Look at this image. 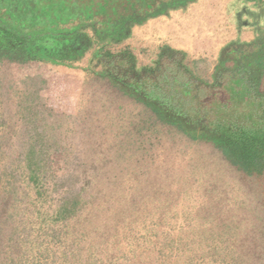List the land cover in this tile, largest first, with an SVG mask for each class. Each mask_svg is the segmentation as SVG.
I'll list each match as a JSON object with an SVG mask.
<instances>
[{"label":"trees","instance_id":"1","mask_svg":"<svg viewBox=\"0 0 264 264\" xmlns=\"http://www.w3.org/2000/svg\"><path fill=\"white\" fill-rule=\"evenodd\" d=\"M193 1L0 0V30L23 42L22 55L55 66L66 65L72 57L60 56L54 51L58 50L61 41L75 36L81 29L90 28L98 41L106 40L116 36L127 24L140 23ZM254 2L257 6L264 5L261 0ZM168 50L160 52L154 68L139 71L136 60L128 51L107 59L99 57L98 51L94 55L95 59L103 60L105 71L92 73L91 82L106 83L116 95L133 99L141 108L140 120L134 124L138 127L135 131L130 129L125 133V129L115 127V123L109 126L113 128L109 134L114 142L107 149L108 155H113L108 161L98 158L99 145L95 143H89L93 157L86 160L46 155L47 150L68 151L58 142L46 145L34 139L19 146L22 155L17 162L27 186L39 201L50 195L55 197L51 225L52 230L57 227V231L53 230L51 234L64 241L68 239V243L63 241V249L71 253L69 258L68 252L63 255L67 264H101L103 261L106 264L109 232L122 225H126L122 229H127L141 216L155 231L159 230L157 224H171L170 209L155 207L146 197V203H142L136 192L114 187L117 181L134 180L133 169L148 166V154L154 150L155 140L160 141L161 131L165 130L172 138L180 137L191 148L208 144L211 154L224 162L229 170L242 173L249 182L259 179L264 183V36L251 43L226 46L210 80L202 79L193 71L187 62V53ZM228 62L233 66H228ZM120 110V106L112 110L117 113L116 120ZM146 125L149 135L145 140L141 130ZM106 167L119 168L124 173L107 174L104 172ZM189 167L170 192L176 198L180 194L191 197L192 193L198 194L200 199L215 198L214 170L198 164ZM12 173L8 174L6 169L1 174L8 182V189H3L5 192L0 198V264H20L24 257H30L21 252L23 246H30V233H26V226L15 218L14 211L20 212L21 206L9 183ZM257 198L258 203L255 199L253 202L257 203L260 213L250 227L256 238L236 240L233 236L225 238L223 235L215 236L216 240L203 241L211 222L193 223L187 235L201 237V245L197 244L200 259L207 261L218 255L216 264H264V190L260 189ZM211 201L207 204L210 216L213 215ZM174 214L172 217L178 212L174 211ZM128 217H132L130 223ZM234 227L232 223L223 224L220 232L234 234ZM183 238H180L182 247L188 248L189 262H186L191 263L196 255L193 244L197 241L190 239L184 244L187 238L185 241ZM208 243L214 244V248L206 246ZM168 245L164 244L165 247ZM100 250L104 254L100 255Z\"/></svg>","mask_w":264,"mask_h":264},{"label":"rangeland","instance_id":"2","mask_svg":"<svg viewBox=\"0 0 264 264\" xmlns=\"http://www.w3.org/2000/svg\"><path fill=\"white\" fill-rule=\"evenodd\" d=\"M261 1L264 3V0ZM240 2V0H234L230 6L231 9L236 8L239 11ZM242 4L241 11L247 12L249 16L262 13L261 16L247 17L243 22L263 26L264 5L258 6L260 8L258 9L257 3L249 0H243ZM198 5L194 11L202 8L200 4ZM193 6L195 5H188L184 11H180V6L171 10L174 15L190 20L191 17L188 18L190 13L186 10L191 11ZM220 9L222 14L223 9ZM193 15L195 14L192 13L191 16ZM152 18L132 25L127 24L126 28L116 33V36L100 41L90 28L81 29L75 36L61 41L58 50L54 51L60 56L72 57L66 61V65L57 66L22 55L23 42L0 30V198L3 197L2 192H5L3 189H8L6 186L8 182L1 174L6 169L8 174L13 171L9 176V183L13 188V196L21 206L20 212L14 211L15 218L18 223L26 226V233H30L28 239L30 246H23L21 250L30 257H24L20 264H61L63 262L67 264L68 261L63 255L68 251L63 249L64 240L51 234L53 230L57 231V227L52 230L51 225L55 197L50 195L46 200L39 201L30 186H27L29 184L24 173L18 167L17 159H20L22 155L19 146L34 139L46 145L58 142L59 146H66L68 151L47 150L46 155L52 158L67 157L86 160L93 157L92 151L88 149L89 143L90 145L95 143L99 145V151L96 154L98 158L105 161L112 158L113 155L109 156L107 152L109 144L114 142L109 134L113 128L109 126L115 123L114 126L123 131L125 129V133L130 129L135 131L138 127L134 124L140 120L141 108L133 99L123 97L121 94L116 95L106 83L91 82L92 73L105 71L103 60L95 59L94 55L98 51L99 57L107 59L108 56L128 51L136 60L138 71L143 68H154L160 52L169 50L165 48L168 46L166 43L160 46L157 38L149 39L150 41L144 38L147 32L145 27L148 20ZM206 20L207 18H204V22H198V26L208 28ZM135 29L142 35L135 36ZM198 38H201L202 46L206 48L214 44L211 42H215L210 41L204 33H201ZM218 61L219 57H215V54H187L188 64L204 80H210L216 73ZM227 65L233 66L230 62ZM262 80L264 88V78ZM117 106H120L121 110L116 120L117 113L115 114L112 110ZM147 128L146 125L141 130V136L143 135L142 138L145 140L149 135ZM159 137L160 141L155 140L154 150L148 154V166L143 165V168L133 169L132 176L136 173L134 180L131 178L129 181H117L114 187L122 191L136 192V196L139 195L142 203H146V197L147 201L149 200V203H153L155 207L165 206L167 210L170 209L171 224H157L159 230L155 231L141 216L140 220L129 225L127 229H122L126 226L122 225L110 231L107 236L106 248L109 257H105L106 264H216L218 255L207 261L199 258L197 244L201 245L199 241L201 237L198 238L199 235H197L191 238L187 235V230L193 223L199 225L211 222L210 232H204L203 241H209L212 238L216 240L215 236L223 235H226L225 238L233 236L236 240L256 238V234L250 227L259 217L257 194L260 189L264 190V183L259 179H253L254 184H252L253 181L249 182L242 173L229 170L224 162L211 154L213 152L208 148V144H197L196 148H191L185 145L180 137L172 138L166 135L165 130L161 131ZM191 164L209 166L210 171L214 170L212 182L216 192L215 198L200 199L199 195L194 193H192L193 197L180 194V197L176 198L175 194L170 192L174 191L181 175L189 171ZM201 169L210 172L204 167ZM120 171L121 169L114 167L104 169L107 174L124 173ZM197 186H200V183ZM193 188L196 189V185ZM253 199L257 203L253 202ZM208 200H212L210 202L212 216L207 210ZM174 211L178 212V215L172 217L175 215ZM131 218H127L128 223ZM229 223L236 226L234 234H222L220 226L229 225ZM181 237H184L183 241L187 238L184 244L190 239L197 241L196 244L195 241L193 242V245H196V255L191 263H187L189 262L188 248L184 245L182 247ZM0 241L2 242V238ZM65 242L68 243V239ZM164 244H169V247H165ZM81 245L82 243L79 246ZM206 246L214 248V244L211 243ZM0 250H2L1 246ZM70 254L68 252V258ZM99 254H104V251L100 250Z\"/></svg>","mask_w":264,"mask_h":264},{"label":"crops","instance_id":"3","mask_svg":"<svg viewBox=\"0 0 264 264\" xmlns=\"http://www.w3.org/2000/svg\"><path fill=\"white\" fill-rule=\"evenodd\" d=\"M240 1L241 8L237 11L236 8L231 9L230 7L234 0H194L180 8V11H184L188 5H195L191 11L186 10L187 13H190L188 17H191L190 20H185L186 17L180 18L178 15H174L173 11L169 9L155 19L148 20L147 27H145L147 32L144 38L147 40L157 38L160 46L166 43L168 45L165 46L166 48L180 50L188 55H204V53H207L219 57L221 51L228 45L251 43L264 36V25L243 22L247 17L253 18V16L262 15V13L250 14L249 16L247 12L241 11L244 3L242 4L243 0ZM196 4H200L202 8L194 11ZM220 8L223 9L222 14ZM192 13L195 15L191 16ZM204 18H207L208 28L197 24L198 22H204ZM140 33L135 29V36H141ZM201 33H204L210 41L214 40L215 42H211L214 44L207 46V48L202 46L201 38H198Z\"/></svg>","mask_w":264,"mask_h":264}]
</instances>
